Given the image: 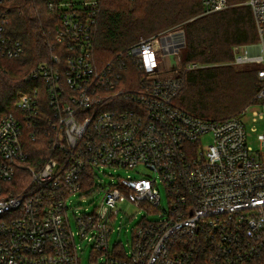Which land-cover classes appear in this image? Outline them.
<instances>
[{
	"label": "built area",
	"instance_id": "obj_1",
	"mask_svg": "<svg viewBox=\"0 0 264 264\" xmlns=\"http://www.w3.org/2000/svg\"><path fill=\"white\" fill-rule=\"evenodd\" d=\"M102 1L52 0L59 24L50 60L30 72L39 85L20 92L16 111L0 120V264H81L78 239L106 255L93 264H264V133L258 148L249 143L241 118L249 104L213 119L178 103L176 67L166 74L161 64L186 46L183 23L99 59ZM201 2L205 13L251 8L258 42L234 46L230 63L260 64L262 86L251 102L264 106V0ZM10 3L0 0V58L15 59L25 46L9 33ZM263 117L253 111L254 121ZM43 133L53 155L29 163L27 143ZM104 166L138 176L103 188L95 172ZM158 179L168 191L167 210H160ZM103 189L98 210L74 214V230L71 196ZM125 201L160 217L143 219L123 254L110 251L109 238Z\"/></svg>",
	"mask_w": 264,
	"mask_h": 264
},
{
	"label": "trees",
	"instance_id": "obj_2",
	"mask_svg": "<svg viewBox=\"0 0 264 264\" xmlns=\"http://www.w3.org/2000/svg\"><path fill=\"white\" fill-rule=\"evenodd\" d=\"M51 2L11 0L9 33L23 42L25 54L15 59L0 58V120L16 111L20 92L39 85L29 79L30 72L50 60L59 24ZM180 23L186 32V55L183 68L176 74L182 82L179 96L183 93L182 100L178 96V103L204 118H209L205 115L208 111H212L213 119L232 115L250 102L262 86L258 69L236 70L229 65L234 58V46L254 42L256 38L254 16L247 5L205 13L201 0H103L95 52L106 61L137 41L144 32L158 33ZM191 64L196 66L191 68ZM235 90L244 96L242 104L233 107V113L227 116H217L219 109L233 105ZM41 107L43 114L49 111L44 99ZM26 149L32 164L53 155L44 133L37 141L28 142Z\"/></svg>",
	"mask_w": 264,
	"mask_h": 264
},
{
	"label": "rangeland",
	"instance_id": "obj_3",
	"mask_svg": "<svg viewBox=\"0 0 264 264\" xmlns=\"http://www.w3.org/2000/svg\"><path fill=\"white\" fill-rule=\"evenodd\" d=\"M240 5H245V4H240ZM255 30H256V38L254 42L257 43L258 32L256 27ZM153 33L155 32L146 31L143 33L142 36H149L150 34L152 35ZM249 43L252 44L253 42H249ZM249 43H244V44H249ZM239 45H243V44H239ZM185 55H186V49L185 47H182L179 55H176L175 57L172 56L164 57V60L162 61L161 64L163 73L166 74L170 73L172 69H175L173 67H176L175 72L181 71V69L183 68L182 65ZM230 64L231 63L229 62V65ZM231 65L235 66L236 70L246 69V68L257 70L260 67V64L256 62L243 64V65H236V64H231ZM232 94L235 95L234 96L235 98L232 102L233 105H231L232 107L230 106L229 108L219 109L217 111L218 113L217 116H227L233 113L232 111L233 107L238 108L240 104H242L241 101L243 100L244 96L241 93L239 94L236 90L232 91ZM182 95L183 93H181V95L179 96L180 100H182ZM251 101L247 103L249 104V110L247 114L241 118L247 125L249 143L253 145L255 148H258L259 147L258 135L260 133H264V117L259 118L257 121H254L253 111L257 110L259 112H262L264 111V106L262 103L259 102L252 103ZM244 106H242L238 111H236L233 114L238 113ZM205 115L206 117L209 116V118L210 116H213L212 111L206 112ZM252 128H255L256 130L253 131ZM210 141H211L210 134L205 135V137L203 138V145L207 146L210 143ZM144 170L146 171V169ZM95 174H96L95 176L96 185H100L103 188H106L112 184H118L122 178H125L128 175L138 176L133 169L116 167V166L100 167L99 169H96ZM158 187L160 189V195L162 198L160 210L162 209L167 210L169 208V195L166 186L160 179H158ZM103 194H104V189L101 190L100 192L98 190L96 192L90 191L86 196L84 195L82 196L80 195V193L71 196V198L69 199V206H70L69 215H70L72 228L74 230H77L74 214L79 212H93L95 210H98L101 207ZM117 206L120 211L117 215V219L115 221H112V226L114 229L109 238V247H110L109 249L112 252H119L125 254L126 251L129 252L131 250V243L133 240V232L135 227L145 218L149 220H158L160 216H159V212L152 211L148 207L140 208L135 203H132L130 201L119 203ZM78 242H80L82 245V248L80 250L81 264H93L95 262L103 263L106 261V255L94 251L90 243H88L87 241H81L80 239H78Z\"/></svg>",
	"mask_w": 264,
	"mask_h": 264
}]
</instances>
